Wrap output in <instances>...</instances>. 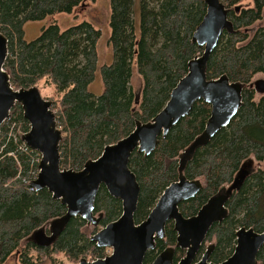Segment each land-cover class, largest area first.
<instances>
[{"label": "trees", "instance_id": "16d2710c", "mask_svg": "<svg viewBox=\"0 0 264 264\" xmlns=\"http://www.w3.org/2000/svg\"><path fill=\"white\" fill-rule=\"evenodd\" d=\"M252 1V7H242V0H220L233 31L224 32L211 55L207 78L226 76L231 83L244 85L243 105L230 125L189 159L184 175L190 181L200 180L203 188L180 205L185 218L196 216L224 186H230L245 160L253 156L264 161V96L257 100L250 87L257 75L264 74V28L250 35L251 28L263 19L264 0ZM88 2L96 0H1L0 4V33L8 39L4 70L16 90H40V83L46 81L63 93L59 100H46L52 101L62 131L61 168L76 172L88 161L99 159L107 146L132 134L137 122L149 123L164 109L188 74L189 63L204 54L193 36L207 13L206 0H111L109 44L114 63L101 67L103 90L96 96L90 87L98 71L102 33L95 25L84 21L62 31L59 24L51 23L33 41L26 40L25 31L28 23L72 14ZM134 68L143 81L139 95L132 87ZM211 109L204 101L196 102L188 117L159 138L154 153L132 154L129 167L141 189L136 224L145 221L164 191L179 181L180 156L204 133ZM30 129L17 105L0 131V264L17 253L20 264H65L60 256L70 264L104 259L109 249L98 247L91 237L123 214L122 202L105 186L96 198L94 213L102 218L93 226L92 235L87 222L78 217L50 246L30 241L44 227L50 235V222L67 212L47 189L37 191L32 185L40 174L42 155L23 141ZM225 208L226 215L211 228L196 262L211 245L213 263L228 260L241 228L264 232V171L252 173L227 199ZM176 245L171 221L166 237L157 240L144 264H153L168 248L175 249L173 264H179L185 252ZM257 260L264 264V246Z\"/></svg>", "mask_w": 264, "mask_h": 264}, {"label": "water", "instance_id": "95a60500", "mask_svg": "<svg viewBox=\"0 0 264 264\" xmlns=\"http://www.w3.org/2000/svg\"><path fill=\"white\" fill-rule=\"evenodd\" d=\"M206 5L207 13L193 36L194 42L204 48V54L189 63L188 74L172 91L164 109L149 123L137 122L132 134L115 145L107 146L99 159L88 161L79 172L61 168L63 136L52 111V101L43 98L37 87L20 90L12 87L4 70L8 39L0 33V129L10 119L16 105H21L24 118L31 124L23 141L42 155L40 174L32 185L37 191L47 189L55 200L67 207L63 217L50 222V235L46 234L44 227L34 233L30 241L50 246L73 218L80 217L88 226L97 227L102 217L94 213L95 202L101 186H105L112 197L122 202L123 214L93 235L91 241L112 252L105 259L93 262L83 259L79 264H143L146 253L156 249L157 240L166 237V225L171 221L177 233L176 247L185 252L179 264H215L211 261L213 245L198 262L197 256L211 228L226 215L227 199L240 189L251 174H245L240 169L234 182L228 188H222L196 216L185 218L180 212V205L195 198L203 188L200 180L190 181L184 175L189 159L228 127L243 105L244 85L231 83L226 76L217 80L207 78L209 59L224 32H232L233 26L220 0H206ZM250 87L256 93L264 94L263 79L253 82ZM198 101H204L212 108L204 133L180 156L179 181L164 191L148 218L136 224L135 213L141 189L129 167L132 154L135 151L146 156L154 153L159 138L166 137L182 119L188 117ZM136 103H139V98ZM263 246L264 232L241 228L237 231L233 255L221 264H258ZM174 257L175 249L168 248L153 264H173Z\"/></svg>", "mask_w": 264, "mask_h": 264}, {"label": "rangeland", "instance_id": "374dc122", "mask_svg": "<svg viewBox=\"0 0 264 264\" xmlns=\"http://www.w3.org/2000/svg\"><path fill=\"white\" fill-rule=\"evenodd\" d=\"M137 2H139V0H137ZM241 6L252 7L253 1L242 0ZM111 14H112L111 0H96V2H88L85 7L80 8L79 10H77V12H74L72 14H66V13L56 14L54 16L48 17L46 20L42 22L28 23L25 27L26 40L33 41L37 39L40 36L42 29L50 25L51 23L59 24L62 31H65L70 27L79 25L84 21L90 22L93 25H95L96 28H98L101 31L102 36L98 43V53H99L98 71H97L96 79L94 83L91 85L90 90L92 91L93 94L99 96L103 90L101 83L100 69L103 65H111L114 63L113 51L109 44V37L111 35V29H110ZM136 18L138 17L136 16ZM261 28H264V13H263V19L258 23H256L251 28L250 35L253 36L254 33ZM260 79L264 80V74L257 75L254 82ZM142 86H143V81L141 79V76L138 74L137 69L134 68L132 87L135 90V92L138 93V95L142 90ZM39 88L43 98L45 99L52 97L55 98L56 100H59L63 95V93H58L56 89L52 85H49L46 81H42L39 85ZM262 96H264V94L261 95L257 93L256 99L259 100ZM8 120H6L5 122H7ZM259 169L264 171V161L258 162L256 158L253 156L245 160L241 168V170L245 174L247 173L252 174ZM228 187L229 186L226 185L223 187V189H226ZM92 229L93 226H87V231L89 232V235H92L91 234ZM60 257L65 264H70L67 262L65 258H63L62 256ZM19 259H20V254L17 253L14 256H12L6 262V264H20Z\"/></svg>", "mask_w": 264, "mask_h": 264}, {"label": "flooded vegetation", "instance_id": "af4514ba", "mask_svg": "<svg viewBox=\"0 0 264 264\" xmlns=\"http://www.w3.org/2000/svg\"><path fill=\"white\" fill-rule=\"evenodd\" d=\"M179 210H180V207H179ZM172 222H173V221H172ZM169 223H170V222H169ZM167 224H168V223H167ZM166 226H167V225H166ZM111 252H112V250L109 249V251H108V255H106V257H108L109 255H111ZM146 255H147V253H146ZM146 255H145V257H146ZM106 257H105V258H106ZM105 258H104V259H105ZM98 260H99V259H98ZM144 261H145V258H144ZM89 262H90V261H89ZM143 264H144V262H143Z\"/></svg>", "mask_w": 264, "mask_h": 264}, {"label": "built area", "instance_id": "2783aa9c", "mask_svg": "<svg viewBox=\"0 0 264 264\" xmlns=\"http://www.w3.org/2000/svg\"><path fill=\"white\" fill-rule=\"evenodd\" d=\"M12 131H13V129H11V131H10V136L12 135ZM12 155V154H11Z\"/></svg>", "mask_w": 264, "mask_h": 264}]
</instances>
